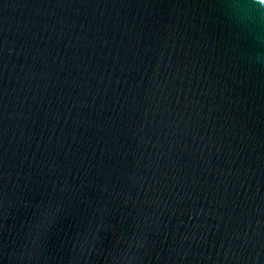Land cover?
<instances>
[{
	"label": "water",
	"instance_id": "95a60500",
	"mask_svg": "<svg viewBox=\"0 0 264 264\" xmlns=\"http://www.w3.org/2000/svg\"><path fill=\"white\" fill-rule=\"evenodd\" d=\"M0 264H264V0H0Z\"/></svg>",
	"mask_w": 264,
	"mask_h": 264
}]
</instances>
